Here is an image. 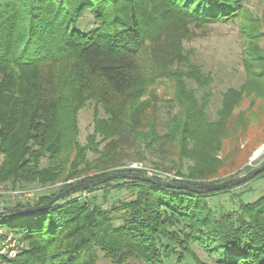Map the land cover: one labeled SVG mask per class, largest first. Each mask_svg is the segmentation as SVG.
<instances>
[{"label": "trees", "instance_id": "obj_1", "mask_svg": "<svg viewBox=\"0 0 264 264\" xmlns=\"http://www.w3.org/2000/svg\"><path fill=\"white\" fill-rule=\"evenodd\" d=\"M248 5L0 0V187L59 184L33 203L3 210L44 205L74 184L109 174L151 176L148 169L126 168L131 162L149 161L147 168L178 178L171 182L192 186L252 170L247 163L264 145V4L258 16ZM86 13L93 23L81 30ZM235 19L244 80L222 93L217 118L209 120L212 95L203 91L198 98L196 90L212 78L184 43L211 24ZM88 104L92 131L82 144L78 114ZM263 178L264 171L207 194L116 179L47 210L0 216V248L9 234L16 241L15 256L0 255V264H183L187 257L204 264L193 246L214 264H264V187L236 211L216 214L208 203L209 196ZM113 183L130 199L104 208L86 197L108 192Z\"/></svg>", "mask_w": 264, "mask_h": 264}, {"label": "rangeland", "instance_id": "obj_2", "mask_svg": "<svg viewBox=\"0 0 264 264\" xmlns=\"http://www.w3.org/2000/svg\"><path fill=\"white\" fill-rule=\"evenodd\" d=\"M264 4V0H249V8L255 16H258L261 8ZM93 23L92 16L86 13L80 20L79 29L85 30L89 24ZM264 30V26H263ZM264 46V41H263ZM185 50L191 49L193 51L192 62L201 68L204 74H208L212 78V82L205 90L197 89L196 96L200 98L203 91L210 92L212 97L210 103L206 109V114L209 120H215L217 118V112L221 107L222 93L230 87H238L244 80V71L241 64V46L240 35L238 33L237 20H228L217 24H211L205 27L202 31L198 32L197 38L190 42L184 43ZM190 88H195L196 85L189 82ZM167 96H169V91ZM102 115V112H99ZM94 117V107L92 104L86 105L78 114V125L80 129L79 141L82 144L86 143V137L92 131V120ZM168 118V109L162 104L159 108V119L164 121ZM262 147V146H261ZM260 147V148H261ZM260 148L252 155L247 163V166L256 168L260 166L259 160H253L256 153ZM89 159H93L94 155L88 154ZM155 158H152L154 160ZM251 160H253L251 162ZM129 161H126L128 163ZM46 161L42 162V165H46ZM143 166L150 167L149 161L143 162ZM116 183L112 184V188L106 192L105 190L96 191L86 197H95L97 204L102 205L104 208H109L112 204L118 201L129 200L130 197L125 191L114 190ZM59 184L53 186L51 189H46L31 185L26 188H15V190H32L34 195L28 198H23V201L34 202L36 198L41 194H50L57 190ZM264 187V178L253 180L246 185L238 187L234 190L216 194L208 197L209 206L219 214L223 211H236L240 202H251L257 199L258 191ZM0 190H14L11 187L3 186ZM45 190V191H44ZM0 196V200L5 203L6 206L14 205L15 203L22 202L21 198L11 200L4 195ZM23 197V196H22ZM4 198V199H3ZM3 229V226H0ZM193 250L198 256L199 260L204 264H214L213 260L208 258L199 248L193 246ZM174 262L173 260L171 263ZM183 264H195L192 259L186 258Z\"/></svg>", "mask_w": 264, "mask_h": 264}, {"label": "water", "instance_id": "obj_3", "mask_svg": "<svg viewBox=\"0 0 264 264\" xmlns=\"http://www.w3.org/2000/svg\"><path fill=\"white\" fill-rule=\"evenodd\" d=\"M262 171H264V163L261 164L260 166L256 167V168H253L252 170H250V171H248L242 175L236 176L234 178H231V179H228L225 181H221V182H212V183L203 184V185H196V186L188 185V184H185L182 182L164 181V180H160V179L155 178V177H151L148 175L141 174L139 172H121V173L109 174V175L101 176L98 178L89 179L85 182L74 184V185L66 188L65 190L59 192L58 194H56L54 197H52L50 199L49 202H47L44 205L37 206V207H28V208H24V209H18L15 211H13V210H1L0 216L11 217L14 215H22V214L31 213V212L47 210L57 201L65 200L73 194L85 191L91 187L98 186V185H101V184H104L106 182L116 180V179L127 178L130 180H139V181L148 182V183L155 185V186H158V187H166V188H173V189H185V190H188L190 192L197 193V194H207V193L222 191V190H225L228 188L238 186V185H240L246 181H249L250 179H252L256 175H258Z\"/></svg>", "mask_w": 264, "mask_h": 264}, {"label": "built area", "instance_id": "obj_4", "mask_svg": "<svg viewBox=\"0 0 264 264\" xmlns=\"http://www.w3.org/2000/svg\"><path fill=\"white\" fill-rule=\"evenodd\" d=\"M256 159L260 161L259 163L264 161V145L260 148V150L254 156L253 160H256ZM253 160H251V162ZM126 168L134 169V170L148 169L150 171V175L152 177L161 178L164 181L178 180L177 177H175L174 175H172L170 173H166V172L157 171L154 169L147 168V167L143 166L142 163L131 162V163H128ZM1 195H2V197H5L4 195H7V197L11 200H15L16 198H21L22 203H26L27 201L26 202L23 201V198H28L30 196L32 197L34 195V191H32V190L19 191V190H15V189L14 190H0V196ZM2 201L3 200H0V211L3 210L5 207H7L5 205V203ZM1 234H2V231L0 230V236H1ZM1 244H2V247L0 248V255L8 252L10 257L15 256V254H16V247H15L16 241H15V238L11 234L7 235L5 237V239L1 242Z\"/></svg>", "mask_w": 264, "mask_h": 264}]
</instances>
